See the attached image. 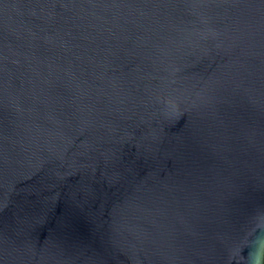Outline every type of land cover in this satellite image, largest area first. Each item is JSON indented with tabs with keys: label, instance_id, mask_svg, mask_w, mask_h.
Masks as SVG:
<instances>
[{
	"label": "water",
	"instance_id": "obj_1",
	"mask_svg": "<svg viewBox=\"0 0 264 264\" xmlns=\"http://www.w3.org/2000/svg\"><path fill=\"white\" fill-rule=\"evenodd\" d=\"M257 255L264 0H0V264Z\"/></svg>",
	"mask_w": 264,
	"mask_h": 264
},
{
	"label": "clouds",
	"instance_id": "obj_2",
	"mask_svg": "<svg viewBox=\"0 0 264 264\" xmlns=\"http://www.w3.org/2000/svg\"><path fill=\"white\" fill-rule=\"evenodd\" d=\"M262 261H264V257L257 255L253 261L252 264H262Z\"/></svg>",
	"mask_w": 264,
	"mask_h": 264
},
{
	"label": "rangeland",
	"instance_id": "obj_3",
	"mask_svg": "<svg viewBox=\"0 0 264 264\" xmlns=\"http://www.w3.org/2000/svg\"><path fill=\"white\" fill-rule=\"evenodd\" d=\"M264 262V261H263Z\"/></svg>",
	"mask_w": 264,
	"mask_h": 264
}]
</instances>
